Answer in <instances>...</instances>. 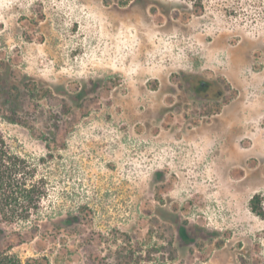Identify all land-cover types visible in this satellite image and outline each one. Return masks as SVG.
Masks as SVG:
<instances>
[{"label": "rangeland", "instance_id": "rangeland-1", "mask_svg": "<svg viewBox=\"0 0 264 264\" xmlns=\"http://www.w3.org/2000/svg\"><path fill=\"white\" fill-rule=\"evenodd\" d=\"M197 4L0 0L22 88L0 132L48 185L40 229L1 224L0 251L264 264V0Z\"/></svg>", "mask_w": 264, "mask_h": 264}, {"label": "trees", "instance_id": "trees-1", "mask_svg": "<svg viewBox=\"0 0 264 264\" xmlns=\"http://www.w3.org/2000/svg\"><path fill=\"white\" fill-rule=\"evenodd\" d=\"M197 2V8L202 9L203 0ZM197 89L202 90L201 84ZM21 91L9 64L0 60V101L11 104L12 112H15ZM47 186L44 178L38 179L36 165L16 153L0 132V225H16L19 228L29 226L27 233L38 231L42 220V201L48 196ZM2 230L0 227V232ZM181 235L187 238L185 228L181 230ZM10 248L0 251V264H50L47 257L30 258L24 262Z\"/></svg>", "mask_w": 264, "mask_h": 264}, {"label": "flooded vegetation", "instance_id": "flooded-vegetation-1", "mask_svg": "<svg viewBox=\"0 0 264 264\" xmlns=\"http://www.w3.org/2000/svg\"><path fill=\"white\" fill-rule=\"evenodd\" d=\"M201 86H202L203 89H205V87H206V83H205V82H202V83H201Z\"/></svg>", "mask_w": 264, "mask_h": 264}]
</instances>
